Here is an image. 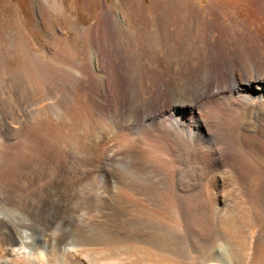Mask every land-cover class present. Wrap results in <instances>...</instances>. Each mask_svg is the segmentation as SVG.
<instances>
[{
  "label": "bare ground",
  "instance_id": "1",
  "mask_svg": "<svg viewBox=\"0 0 264 264\" xmlns=\"http://www.w3.org/2000/svg\"><path fill=\"white\" fill-rule=\"evenodd\" d=\"M95 1H84L83 10L89 17L83 32L90 33L80 60L73 65L80 76L78 87L66 84L67 90L62 92L52 81L55 55L51 49L44 50L42 56L44 81L36 77L35 52L27 48L4 53L5 59L15 53L21 56L31 80L8 78L2 82L6 96L0 92V264H193L190 248L199 255L197 264H241L254 226L264 230V217L253 215L251 206L255 200L264 209V181L252 191L245 175L242 177L231 164L240 201L234 197L228 203L224 194L218 190L213 193L215 187L209 186V180L221 177L219 171L229 164L228 155L233 150L240 145L247 148L246 137L264 139V0L242 1L236 13L245 21L243 29L235 23L226 24L221 12L214 11L205 40L207 53L195 58L194 64L185 49L181 63L164 59L165 70L175 71L180 64L181 71L174 73L173 81L159 73L155 82L147 78L127 80L125 54L118 52L119 35L127 36L140 26L143 3L111 0L100 6ZM230 2L220 0L217 7ZM180 4L172 1L174 9ZM63 5V0H57L55 8L61 10ZM156 5L154 2L151 8L158 18ZM119 6L125 14H120ZM197 13L206 19L201 11ZM256 23L259 26L253 30ZM56 38L70 42L61 34ZM175 40L169 42V49L180 51L181 42L176 45ZM87 68L91 73L84 72ZM92 87L97 88L100 113L88 115L75 100L70 101L75 105L72 109L70 98L84 96ZM159 94H163L160 102ZM221 100L233 111L228 116L234 129L230 138L218 135L208 123L214 115H201L222 104ZM59 119L66 121V127L54 125ZM38 120L44 130L52 131L55 126L74 144L54 146L46 137L47 142L41 144L33 141ZM126 127L136 135L131 141L134 146L125 140L130 136V131L124 132ZM166 133L184 135L200 155L199 171L208 181L191 204L184 203L187 196L181 193L180 168L174 166L169 176L151 163V154L148 156L144 151L148 150L141 146L145 140L164 141ZM114 136L128 144L118 138L113 141ZM118 143L123 147L117 150ZM250 147L253 156L264 159L258 143ZM119 160L143 166L147 176L126 175L115 166ZM98 174H102V184L96 179L92 183L96 189L89 192L90 179ZM143 184H148V189L142 192L139 187ZM75 189H83L84 195L78 194L77 202H72L77 197ZM196 207L205 213L208 223L202 230L194 227ZM57 218L62 220L54 230Z\"/></svg>",
  "mask_w": 264,
  "mask_h": 264
},
{
  "label": "rangeland",
  "instance_id": "2",
  "mask_svg": "<svg viewBox=\"0 0 264 264\" xmlns=\"http://www.w3.org/2000/svg\"><path fill=\"white\" fill-rule=\"evenodd\" d=\"M56 1L57 0H0V67L2 65L1 67L2 69L0 68V82H1L0 92H2L3 96L4 95L6 96V89L4 87L5 85L4 83H2L4 82V80L9 78L15 81H19V80L26 81L29 78H31L29 74H27L28 73L27 63H25V60L21 56L15 53V55L14 54L10 55L7 59H5L6 57L4 56V53L8 52V50L10 49H12L11 51H13L14 53L17 52L18 49L25 50L28 48L36 53V58H34V65L37 71L36 77L40 81H44L46 77L44 70V62L42 57L44 55V50L51 49L50 51L53 52L55 55L53 57L54 60L52 62L53 65L52 81L56 83L54 84L58 86L60 90L63 88H64L63 90L65 89L67 90V88L65 87L66 84L70 85V87L79 86L78 77L80 76L79 75L77 76V73L73 65L75 64L74 63L75 61L80 60L79 57L81 58V54H83L82 45H84L83 43L85 41H88L87 39L89 38V33H90L85 29H84L85 31L83 32V26L87 24L86 18L89 17L87 16L88 12L83 10L85 5L84 2L85 0H63L65 5H63L64 7L61 10L55 8ZM110 1L111 0H97L95 2H98V5L102 6L103 3L109 4ZM140 1L143 3L139 11L141 17L140 26L138 27L137 30L132 29L131 31H129L127 36L119 35L118 52L120 51L119 52L120 54H125V59H126L125 64L128 65L126 66V72H125L127 80L133 81V80H142L147 78L148 81L153 82L154 80L155 82L157 81L156 76L159 73L166 74L167 81L174 80L175 78L174 73L181 71L180 69L181 65L179 64L177 67H175V71H169L168 69L165 70L163 62L165 60H166L165 62H168L169 59L173 62H180L181 56L183 57L184 55L182 53L184 49L187 53L190 54L189 58L192 59L193 64L196 63L195 58H199L201 55H205L207 53L205 40L207 38V35L209 34L208 32L209 27L213 25L215 19L214 11L219 10L221 12V14L223 15V20L226 24L235 23L239 26V28L243 29L242 24L245 21L244 19L239 18L240 16L237 15L238 13L236 12H238V7L240 6V4H242L243 2H247L248 0H231L230 4L223 5L222 8L217 7L218 6L217 3L220 0H177L179 4L180 3L181 4L175 9L172 7L173 0H140ZM154 2L155 5L157 4L156 12L159 15L158 18L155 16L154 12L152 11L153 9L151 8L152 7L151 5H153ZM120 8L118 9V11L120 10L119 11L120 14H125L124 12H122L124 11L122 10V7ZM196 11L197 12L201 11V13L206 17V19L200 17ZM97 17H95L94 21L97 19ZM84 21H86L85 24ZM257 26H259V24L258 25L257 23L253 24L252 26L253 30ZM58 34H61L64 38H67V40L70 39V42L66 43L63 41L61 42L57 41L56 37L58 36ZM216 34L217 33L215 32V36ZM229 37L230 36L228 37L226 36L227 41L229 40L230 42H232V39ZM169 38L170 39L174 38V39L173 40L171 39L170 41ZM174 40L177 42L176 45H178V42H181L180 43L181 47L178 48V50L180 51H177L176 49L175 50L169 49L171 46V43L169 42H172ZM210 40L214 42L215 38L211 37ZM76 43H78L76 45L77 47L75 46ZM124 43L126 46L124 45ZM4 67L6 70L5 72H3ZM84 72H86L87 74L91 73L90 71H88V68L84 69ZM4 76H6V78ZM2 88H4L3 89L4 93L3 90L1 91ZM92 88H91V92L90 91L85 92L84 96L81 95V97L77 96L76 98L75 97H73L72 99L70 98L69 103L71 104V106H73L72 109H75V105L70 101L75 100L81 105V108L88 115L96 116L98 113H100L101 108L99 105L101 101L99 100L97 95H95V93H97V88L96 87H92ZM63 90L61 91L64 92ZM94 90H96V92ZM158 96L159 97L157 101L160 102L161 99L163 98V94L162 95L159 94ZM64 99L65 102L68 101L67 97ZM110 100L112 101V99ZM222 102L224 103V100H221V103ZM222 104H220L219 106H214V108L212 107L210 109L208 108L202 111L201 115L203 114L202 116L204 118L206 116L207 118H211L214 115L213 118L211 119H214L215 123L211 119H207L208 123L213 124V126L215 127V132H218L217 133L218 135L224 138L227 137L230 138L234 134V131L232 132V130L234 129H232L233 124L230 123L232 122L231 117L229 118L228 116L232 115L233 113L230 112L233 111L229 110L230 107L228 108L227 107L228 105L226 103H224V105L226 106ZM204 114H208V115H204ZM162 117L163 114L160 115V118ZM65 122L66 121H63V119H59L57 122H55L54 125L56 126L57 124L56 127L58 126L60 127L61 125L66 127L65 126L66 124L63 125V123ZM228 122L231 124V126ZM146 123L144 124V126L146 125L147 127L148 125ZM55 126H54L55 129L53 128L52 131L49 129L44 130V128L42 127V121L38 120L34 127L35 130L33 129L34 133L36 134L35 135L33 133V135L35 136L33 141H36L37 143L41 144L42 142H44V140L45 142H47V140H50L51 144H53L54 146H58V145L70 146L74 144V141H72L66 135L62 134V132H60ZM217 128L219 130H217ZM69 131L70 129H66V133H69ZM129 131L130 133L128 135L130 136L127 135ZM129 131H128V127L124 128V132H127L126 136H128L126 139L125 138L124 139L127 140V142L131 143L132 139H135L134 136L136 137V135L134 133L132 134L131 129ZM124 132L122 131L121 135H124L125 137V134H122ZM182 136L184 135H179V137H177L172 135L171 133H166V139L168 140L165 139L164 141L161 142L157 140L155 142L150 141L151 144L147 143L148 141L145 140L143 141L144 143H142L141 146L142 148L144 147V149L148 150L146 151L143 149L148 156L151 154V156H149L150 159L152 158L151 163L160 166L164 170V172L168 173L169 176H172L173 174L172 168H174V166H178L180 168L179 170L181 172V179L179 184L182 191L181 193H185L186 195L184 196H187L186 198L184 197L185 198L184 203L188 202L191 204L193 203L197 194L200 193L202 184L204 182H207L208 180L205 179L204 181V176L199 171L202 167V163L200 161L201 160L200 155H198L199 153L197 154L198 152L197 148L195 146L194 148L193 145L192 146L189 145L190 143L186 139V137L185 136L182 137ZM45 137L47 138V140ZM116 138H118L117 140L120 139L119 137L114 136L113 141L117 142ZM125 140L123 141L125 142ZM132 142H134V140ZM245 143L247 145V148L245 147L246 149L243 147V145L242 146L240 145L239 146L240 148L233 150L228 155L229 157L227 161L229 164L222 167L220 169L221 171H219L220 173L221 172L223 173L222 175L220 174L222 178L218 177L217 181L216 180L213 181L211 179L209 180L210 183L209 186L215 187L214 189H212L214 190L213 193L215 192L214 194H216V190H218V194L220 195L224 194L223 197L225 200L228 201V203H232V200L235 199L234 197H236L237 199L240 197L239 188L237 187L233 179V176H231L230 174L232 173L230 172L231 164H232L231 166H234L239 170L242 177L243 175H245L244 178L248 182L247 184L250 186V189H252V191L255 190L256 187L260 185L262 181H264V159L260 158L257 155L253 156L254 154L251 152V147H250L255 143H258L259 146H261V148L264 150V139L256 140L250 137L249 138L246 137ZM122 147L123 145H121V143H118L116 149L118 150L121 149ZM143 150L141 148L139 149L140 152L144 153ZM115 164H116L115 165L116 168L122 171L123 173H125L126 175L128 174L133 176H139L140 174V176L141 175L143 176L145 174L144 172L146 171V168L144 169L143 166L141 168L140 167L141 165L138 164L136 165V163H132L130 160L129 161L119 160L115 162ZM134 166H136L137 168ZM134 168L136 169V171ZM101 175L102 174H98L95 178L93 177V179L92 178L90 179V182L88 184L89 187L88 190H90L89 192L91 191L94 192V189H96L92 187L93 186L92 183H94L96 179L100 180L102 184ZM146 176L147 174H145V177ZM213 182L215 185H211L213 184ZM146 185L143 184L144 187L142 186V189L141 187H139L140 191L143 192L144 188L148 189V186L146 187ZM75 192H76L75 195L77 197L75 196L76 199H73L72 202L74 201L77 202V200L79 199L78 194L81 195L84 193L83 189H77ZM188 197L190 198L188 199ZM238 201H240V198L238 199ZM251 202H252L251 206L253 207L252 210L253 215L257 214L258 217L260 216V218L262 217L263 219L264 209L261 208L260 205H258L255 200ZM241 204L245 207V204H243L242 202ZM192 209H194V207ZM195 210H198V208ZM195 215H196L195 216L196 224L194 227H197V229L202 230L201 228L204 227L203 226L204 224H206V226L208 225V223L205 220V213L201 210L200 211L198 210L197 212H195ZM61 220H62L61 218H57L55 220L56 223L55 226L53 227L55 228L54 230H56L57 226H60ZM62 225L63 224H61V226ZM258 229L259 228L257 226H254L250 248L247 251L246 257H244L241 264H264V230L260 231ZM213 237L215 239L217 238L216 235ZM254 251L257 252L255 253ZM190 252L192 254L191 258L193 264H197L196 262L199 256L198 253L193 248H190ZM253 254L255 255V257H253Z\"/></svg>",
  "mask_w": 264,
  "mask_h": 264
}]
</instances>
